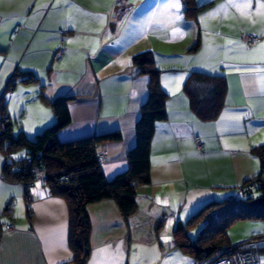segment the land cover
<instances>
[{"label": "crops", "instance_id": "crops-1", "mask_svg": "<svg viewBox=\"0 0 264 264\" xmlns=\"http://www.w3.org/2000/svg\"><path fill=\"white\" fill-rule=\"evenodd\" d=\"M243 33L260 40L248 47ZM59 48L64 55L55 59ZM146 50L159 53L168 96V118L157 123L151 143V182L138 186V209L128 219L112 199L87 206L86 264H174L178 222L207 201L245 197L240 186L262 165L253 148L264 144V0H0V98L15 134L35 138L56 121L51 101L69 95L72 121L62 141L122 133L99 146L109 178L128 167L136 144L150 76L138 74L133 57ZM19 70L38 80L20 78L5 92ZM194 71L227 78L215 120H201L191 108L185 84ZM4 164L0 152V264H76L67 199L39 178L29 188V211L27 187L4 179Z\"/></svg>", "mask_w": 264, "mask_h": 264}, {"label": "trees", "instance_id": "trees-1", "mask_svg": "<svg viewBox=\"0 0 264 264\" xmlns=\"http://www.w3.org/2000/svg\"><path fill=\"white\" fill-rule=\"evenodd\" d=\"M197 45L195 43L191 49H196ZM158 57L159 53L152 50L139 52L133 57L138 74L150 76L149 94L136 124V144L128 152V167L110 178L99 160V146L120 140V131L62 141L59 134L72 119L68 106L71 96L61 95L51 101L56 121L31 139L23 130L15 134V122L8 113V103L4 95L0 98V152L5 156L2 176L27 186L38 178L34 167L43 169L41 178L51 192L68 201L69 241L76 264H86L91 255V219L87 206L112 199L118 204L123 217L128 219L138 209V186L151 182L152 139L157 123L168 118V96L161 86L163 69L158 65ZM20 78L24 83L38 80L34 74L19 70L9 80L5 92L12 91ZM227 90L225 75L202 71L192 72L185 84L191 108L204 121H212L219 116L225 106ZM22 149L24 155L17 156L12 165L6 162L14 152ZM253 152L260 157L262 165L257 176L240 186V191H247L244 198L232 196L207 201L185 223L178 222L176 225L173 233L175 244L189 253L192 259L210 258L223 253L228 247L241 244H232L228 236V228L235 220L264 219V214L247 212L243 208L244 203L264 196V144L254 147ZM251 184H254L253 188H250ZM254 191L258 194L254 195ZM26 196L28 199L31 197L29 189H26ZM6 210H10V205ZM200 221L203 225L193 238L189 229ZM261 251L264 252V247Z\"/></svg>", "mask_w": 264, "mask_h": 264}, {"label": "built area", "instance_id": "built-area-1", "mask_svg": "<svg viewBox=\"0 0 264 264\" xmlns=\"http://www.w3.org/2000/svg\"><path fill=\"white\" fill-rule=\"evenodd\" d=\"M242 40L246 43L248 47L255 46L260 37L253 33H243ZM64 55V50L59 48L55 53V59H59ZM195 144L199 150H204V145L200 136H195ZM106 158V153L104 151L100 152L99 160L102 162ZM15 158H7L6 162L13 164ZM34 172L37 175V179L42 177L43 169L34 167ZM20 169V168H18ZM36 180V179H35ZM35 182V181H34ZM27 185L29 189L33 183ZM254 184H251L250 188H253ZM243 195H246L247 191L243 189ZM31 200H28V210L31 211ZM13 228L14 225L9 226ZM264 257V252L261 251V247L258 244V239H252L247 242L241 243L239 245L228 247L223 253L217 254L216 256L205 258V259H192L191 264H261L262 258Z\"/></svg>", "mask_w": 264, "mask_h": 264}, {"label": "rangeland", "instance_id": "rangeland-1", "mask_svg": "<svg viewBox=\"0 0 264 264\" xmlns=\"http://www.w3.org/2000/svg\"><path fill=\"white\" fill-rule=\"evenodd\" d=\"M24 154V150H18L13 153V158H16L17 155ZM254 195H257V191H254ZM203 225V222L200 221L197 225L189 229V235L195 238ZM228 236L232 244H239L251 238H256L260 240L259 246L264 247V219L256 218H243L237 219L231 223L228 228ZM262 239V240H261ZM222 253V252H221ZM219 254V253H217ZM171 257L174 264H191L192 257L189 253L181 250L180 248L173 250ZM264 264V257L262 258V263Z\"/></svg>", "mask_w": 264, "mask_h": 264}, {"label": "water", "instance_id": "water-1", "mask_svg": "<svg viewBox=\"0 0 264 264\" xmlns=\"http://www.w3.org/2000/svg\"><path fill=\"white\" fill-rule=\"evenodd\" d=\"M247 212L264 214V196H258L243 204Z\"/></svg>", "mask_w": 264, "mask_h": 264}]
</instances>
